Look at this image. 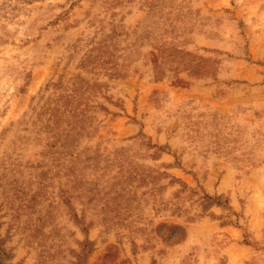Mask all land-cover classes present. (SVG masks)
<instances>
[{
  "label": "rangeland",
  "instance_id": "1",
  "mask_svg": "<svg viewBox=\"0 0 264 264\" xmlns=\"http://www.w3.org/2000/svg\"><path fill=\"white\" fill-rule=\"evenodd\" d=\"M0 264H264V0H0Z\"/></svg>",
  "mask_w": 264,
  "mask_h": 264
}]
</instances>
